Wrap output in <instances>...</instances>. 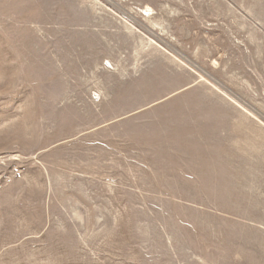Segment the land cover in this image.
<instances>
[{
    "label": "rangeland",
    "instance_id": "obj_1",
    "mask_svg": "<svg viewBox=\"0 0 264 264\" xmlns=\"http://www.w3.org/2000/svg\"><path fill=\"white\" fill-rule=\"evenodd\" d=\"M0 264H264V0H0Z\"/></svg>",
    "mask_w": 264,
    "mask_h": 264
}]
</instances>
